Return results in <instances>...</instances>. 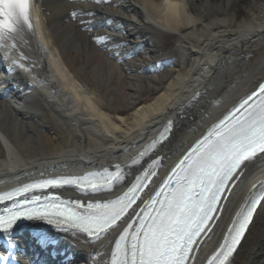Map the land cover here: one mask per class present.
Masks as SVG:
<instances>
[{"label":"bare ground","instance_id":"6f19581e","mask_svg":"<svg viewBox=\"0 0 264 264\" xmlns=\"http://www.w3.org/2000/svg\"><path fill=\"white\" fill-rule=\"evenodd\" d=\"M102 1L31 3L35 35L26 36L30 46L24 47L36 67L22 76V94L0 96L1 187L47 171L130 165L171 120L169 138L150 155L164 159L147 193L196 137L264 78V0H180L179 16L152 8L164 0ZM91 23L94 29L85 28ZM98 36L112 39L97 46ZM262 178L264 166L257 164L240 177L195 264L219 247ZM46 235L54 238L39 253L47 264H101L110 260L117 233L96 243L82 235ZM24 238L22 246L42 245L41 235ZM28 258L18 264H30ZM230 261L264 264V203Z\"/></svg>","mask_w":264,"mask_h":264},{"label":"snow or ice","instance_id":"6c2138e0","mask_svg":"<svg viewBox=\"0 0 264 264\" xmlns=\"http://www.w3.org/2000/svg\"><path fill=\"white\" fill-rule=\"evenodd\" d=\"M181 7L180 0L152 5L156 11L163 8L165 15L175 16L180 15ZM30 9L31 0H0V59L11 58L26 72L36 67L23 50L30 46L26 36L35 35ZM94 39L108 42L112 37ZM172 124L169 120L130 165L116 163L83 175L34 179L0 192V233L8 247H16L13 234L18 222H44L74 239L82 234L88 243L117 233L110 260L101 264H195L199 243L218 227L223 201L236 182L249 165L264 166V83L212 123L144 199L143 191L153 184L152 177L158 176L164 159L149 163L146 157L168 139ZM65 188L77 195L67 197L56 191ZM262 203L264 181H259L253 184L206 264H231L230 257ZM40 243L47 247L53 242L41 237ZM9 258L0 255V262L6 264Z\"/></svg>","mask_w":264,"mask_h":264}]
</instances>
